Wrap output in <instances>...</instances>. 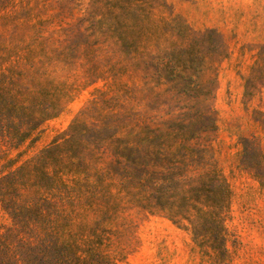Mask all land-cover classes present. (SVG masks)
<instances>
[{
	"label": "rangeland",
	"instance_id": "374dc122",
	"mask_svg": "<svg viewBox=\"0 0 264 264\" xmlns=\"http://www.w3.org/2000/svg\"><path fill=\"white\" fill-rule=\"evenodd\" d=\"M0 54L20 58L24 84L59 89L57 115L2 146L24 151L19 164L102 95L143 120L206 126L233 190L225 250L131 210L119 264H264V0H0Z\"/></svg>",
	"mask_w": 264,
	"mask_h": 264
},
{
	"label": "trees",
	"instance_id": "16d2710c",
	"mask_svg": "<svg viewBox=\"0 0 264 264\" xmlns=\"http://www.w3.org/2000/svg\"><path fill=\"white\" fill-rule=\"evenodd\" d=\"M21 66L0 54V264H119V220L131 210L225 250L233 190L204 124L143 120L102 95L19 164L24 151L2 146L19 148L55 117L59 91L24 84Z\"/></svg>",
	"mask_w": 264,
	"mask_h": 264
}]
</instances>
